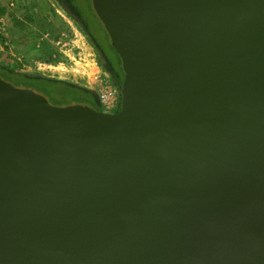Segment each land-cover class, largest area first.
<instances>
[{"label":"water","instance_id":"obj_1","mask_svg":"<svg viewBox=\"0 0 264 264\" xmlns=\"http://www.w3.org/2000/svg\"><path fill=\"white\" fill-rule=\"evenodd\" d=\"M120 109L0 77V264H264V0H92Z\"/></svg>","mask_w":264,"mask_h":264},{"label":"rangeland","instance_id":"obj_2","mask_svg":"<svg viewBox=\"0 0 264 264\" xmlns=\"http://www.w3.org/2000/svg\"><path fill=\"white\" fill-rule=\"evenodd\" d=\"M0 8V51L14 55L21 71L86 87L97 100L100 89L111 85L122 101L124 79L118 81L92 43L83 13L71 0H0Z\"/></svg>","mask_w":264,"mask_h":264},{"label":"trees","instance_id":"obj_3","mask_svg":"<svg viewBox=\"0 0 264 264\" xmlns=\"http://www.w3.org/2000/svg\"><path fill=\"white\" fill-rule=\"evenodd\" d=\"M83 13L96 30V37L90 35L92 43L99 51H102L107 58L112 71L117 73L118 81L122 83L124 71L121 65V58L115 48L111 45L110 37L99 31L97 14L92 6V0H71ZM3 11L0 8V12ZM99 19V18H98ZM100 22V21H99ZM90 34V33H89ZM107 36V38H106ZM0 77L11 81L16 86L27 87L45 95L50 102L60 105L82 103L90 105L102 111L101 105L94 92L90 89L67 81L48 78L37 74H29L21 71V63L14 55L7 51H0Z\"/></svg>","mask_w":264,"mask_h":264},{"label":"built area","instance_id":"obj_4","mask_svg":"<svg viewBox=\"0 0 264 264\" xmlns=\"http://www.w3.org/2000/svg\"><path fill=\"white\" fill-rule=\"evenodd\" d=\"M98 100L104 113L114 114L120 109L121 102L118 92L111 85H106L100 89Z\"/></svg>","mask_w":264,"mask_h":264},{"label":"flooded vegetation","instance_id":"obj_5","mask_svg":"<svg viewBox=\"0 0 264 264\" xmlns=\"http://www.w3.org/2000/svg\"><path fill=\"white\" fill-rule=\"evenodd\" d=\"M96 13V12H95ZM84 16V15H83ZM84 20H85V22H86V27H87V29H88V31H89V33H90V35L92 36V37H96V30H95V28H93V26L91 25V23L88 21L89 19L88 18H86V16H84Z\"/></svg>","mask_w":264,"mask_h":264}]
</instances>
